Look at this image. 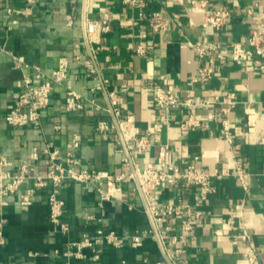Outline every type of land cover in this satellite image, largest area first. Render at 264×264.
Returning <instances> with one entry per match:
<instances>
[{
    "label": "crops",
    "instance_id": "1",
    "mask_svg": "<svg viewBox=\"0 0 264 264\" xmlns=\"http://www.w3.org/2000/svg\"><path fill=\"white\" fill-rule=\"evenodd\" d=\"M206 1L210 8L232 11L222 29L204 26L203 10L191 0H146L144 8L124 0H0V153L13 163L11 170L28 163L35 174L45 175L50 168L48 146L60 150L63 162L71 153L79 168L116 177L128 175L135 165L157 161L166 146L169 160L181 170L195 164L210 172H230L213 178L215 191L205 200L197 199L196 186L183 182L161 190L158 203L181 205L183 211L159 223L133 179L117 181L120 193L107 200L100 191H106V182L67 179L59 193L65 201L67 234L50 219V185L38 187L30 205L22 203L32 185L28 181L0 207V264H66L68 241L109 230L148 236L137 247L102 245L97 261L87 250V258H72L70 264H154L167 262L177 249L182 250L180 264H264V59L229 58L225 66L215 64L209 80H194L206 63L196 45L216 41L228 52L234 42L246 40L252 27L264 29V0ZM144 9L160 11L167 27L153 31L140 15ZM92 21L101 24L97 40L90 38ZM139 45L146 46L144 54L138 52ZM63 56L70 60L68 76L54 84L40 123L9 125L5 117L23 89V78H35L38 67L51 72ZM86 59L92 60L93 72ZM157 85L197 101L232 93L237 103L227 115L221 102L168 113L153 97ZM68 89L82 95L84 109H67ZM191 114L201 126L182 125ZM130 116L139 136L149 141L145 151L130 150L118 126ZM100 120L116 128L101 132ZM75 136L79 145L70 147ZM238 167L246 173V187L236 175ZM198 211L201 215L196 216ZM190 217L192 231L185 228ZM243 232L248 239L235 244Z\"/></svg>",
    "mask_w": 264,
    "mask_h": 264
},
{
    "label": "built area",
    "instance_id": "2",
    "mask_svg": "<svg viewBox=\"0 0 264 264\" xmlns=\"http://www.w3.org/2000/svg\"><path fill=\"white\" fill-rule=\"evenodd\" d=\"M134 6L144 8L146 0H124ZM193 6L200 7L204 12V26H212L217 30L222 29L232 18V11L228 8L213 9L208 6L206 0H191ZM143 19L150 22L153 31H160L167 27V21L157 10H142L140 13ZM16 22V21H14ZM89 34L92 40L99 39L101 33V24L98 21L89 23ZM196 49L201 58L206 59V63L198 69V74L195 81L209 80L214 71L215 64L225 66L228 59L234 61H247L258 57L264 59V29L259 27H252L246 40L244 42L236 41L231 45L228 52L221 49L216 41H211L206 44L198 43ZM138 52L144 54L147 50L145 45H139ZM79 58V56L77 57ZM259 61V60H257ZM21 61H18L20 63ZM87 69L94 71L93 62L91 59L84 61ZM70 67V60L63 56L59 59L58 65L51 72L46 73L42 69L36 68V77L23 78V89L15 99L12 107L6 114V121L9 125L16 127H23L29 124H39L42 111L47 108L51 102L52 90L55 83H62L68 76ZM264 67V66H263ZM102 85L98 83L97 89ZM153 97L156 104L165 109L168 113L177 107H197L210 106L212 103L221 102L225 106L222 108L224 114H228L236 105V97L229 93L224 97L215 96L213 99H206L197 101L191 97H178L173 91L164 86L157 85L153 90ZM86 102L82 95L74 89L67 90L66 107L68 110H82L85 108ZM119 115V110L115 111ZM223 123L226 130L229 128L228 119H224ZM183 126L195 129L201 126V121L191 114L188 119L184 121ZM118 126L123 132L125 139L128 141V147L132 151H145L149 146L148 139L140 137L136 128L135 119L128 117L126 121L119 122ZM97 128L101 132H107L116 128V125L107 120H100L97 123ZM230 140V139H229ZM80 142V137L75 136L70 144V147H77ZM160 156L155 162H148L144 165H135L134 170L128 175L122 173L116 177L107 171L97 169L79 168V162L69 153L65 162L62 160L61 152L58 148L46 147L45 151L49 155L50 168L45 175L35 174L28 163H23L19 166L17 171L11 170L13 163L3 154L0 153V207L7 202V196L15 193L22 185L28 181H32L26 192L22 195V203L30 205L32 203V196L38 187L51 186L48 195V202L50 207V219L56 225L59 232L67 234L70 231L69 224L63 220L65 201L59 196L60 187L67 179L84 182L96 183L102 185L107 183L106 191L101 188L103 199H110L121 191V187L117 185V181L130 178L136 181L138 178L148 202L151 213L155 222H162L165 217L173 213H181L182 206L174 204H160L157 202V193L161 190L173 187L179 183H185L188 186H196L197 199L205 200L215 191L213 185V178H222L229 175L230 172L225 168H217L213 172L206 171L195 164H189L187 169L181 170L178 165L173 164L169 160L168 149L166 146L161 147ZM34 156H38V152H34ZM236 175L246 187V173L238 167ZM201 215L197 212L196 216ZM3 223L0 222V242L3 240ZM185 228L192 231L193 224L191 217L185 223ZM148 234H134L131 236L123 235L115 230L107 232L100 231L96 237L85 236L80 240L68 241L66 249L63 251L64 257L67 258L66 264H70L72 258H87L89 255L87 250L91 251L89 257L93 261L100 259L101 254L99 248L102 245H112L120 248L127 244L132 247H137L141 241L147 237ZM249 237L247 232L238 234L234 240L235 244L247 240ZM176 240V239H175ZM181 249H177L173 255H169V261H157L154 264H180ZM58 252V251H57ZM250 258L254 260L255 255L250 254Z\"/></svg>",
    "mask_w": 264,
    "mask_h": 264
},
{
    "label": "water",
    "instance_id": "3",
    "mask_svg": "<svg viewBox=\"0 0 264 264\" xmlns=\"http://www.w3.org/2000/svg\"><path fill=\"white\" fill-rule=\"evenodd\" d=\"M136 181H137V183H138V186H139V189H140L141 193L143 194V196H144V198H145L144 190H143V188H142V186H141V184H140L138 178H136ZM147 203H148V202H147ZM148 208H149V207H148ZM149 209H150V208H149ZM168 261L171 263V261H170L169 259H168Z\"/></svg>",
    "mask_w": 264,
    "mask_h": 264
}]
</instances>
